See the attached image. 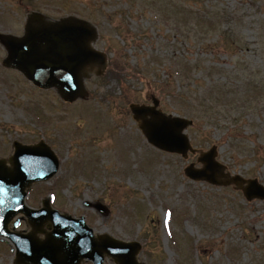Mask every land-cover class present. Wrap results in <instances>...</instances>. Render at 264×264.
<instances>
[{"label": "rangeland", "instance_id": "obj_1", "mask_svg": "<svg viewBox=\"0 0 264 264\" xmlns=\"http://www.w3.org/2000/svg\"><path fill=\"white\" fill-rule=\"evenodd\" d=\"M31 11L94 25L109 66L85 82V99L66 104L4 69L0 45V158L14 142L43 141L59 161L53 178L28 189L26 205L48 200L62 215L83 217L96 247L103 235L138 242L142 264H264V201H247L232 184L190 181L183 169L197 154L157 151L129 111L157 99L163 113L193 121L186 134L195 149L216 147L222 181L264 187V0H0V34L22 36ZM202 102L221 111L211 120ZM95 202L107 217L87 206ZM43 230L50 235L51 223ZM14 232L32 229L23 219ZM2 240L0 264H14Z\"/></svg>", "mask_w": 264, "mask_h": 264}, {"label": "water", "instance_id": "obj_2", "mask_svg": "<svg viewBox=\"0 0 264 264\" xmlns=\"http://www.w3.org/2000/svg\"><path fill=\"white\" fill-rule=\"evenodd\" d=\"M97 37L95 28L75 18L56 22L46 21L40 14L30 13L24 34L17 38L0 34V44L6 50L4 68L19 71L30 84L40 89L54 88L65 102H73L85 96L83 81L88 73L97 69L101 74L106 61L103 54L93 49ZM153 106L131 105L133 119L139 123L147 142L157 149L187 156L195 153L183 131L190 121L165 116ZM216 149L200 153L197 160L201 169L194 165L185 168V175L193 181L212 185H228L220 182L226 177L224 167L215 161ZM6 161L0 160V236L9 237L17 249V264H80L84 259L102 264L104 255L116 264H140L136 255L140 250L137 243H122L108 236L101 238L102 245L95 248L92 231L84 219L75 220L60 216L48 204L35 211L24 206L26 189L33 183L47 181L58 171V161L51 149L43 142L29 147L14 143V155ZM231 183L242 189L247 200H264V188L255 180L233 177ZM247 187H242L243 184ZM104 216L108 210L100 203L90 205ZM23 214L36 233L46 221L53 223L54 230L44 244L33 237H19L8 232L7 226L17 214ZM19 221L14 224L17 227Z\"/></svg>", "mask_w": 264, "mask_h": 264}, {"label": "trees", "instance_id": "obj_3", "mask_svg": "<svg viewBox=\"0 0 264 264\" xmlns=\"http://www.w3.org/2000/svg\"><path fill=\"white\" fill-rule=\"evenodd\" d=\"M221 96H222V99H224L225 98V94L224 93H221ZM236 100H237V97H233V99L231 100V101H229V103H231L232 105H234V104H236L237 102H236ZM202 110L204 111V113L207 111V112H209V114H210V116H209V118L212 120L215 116H217L218 114H219V108H218V106H217V108L216 107H213V106H206L205 104H204V102H202ZM221 111V110H220ZM206 114V113H205Z\"/></svg>", "mask_w": 264, "mask_h": 264}, {"label": "bare ground", "instance_id": "obj_4", "mask_svg": "<svg viewBox=\"0 0 264 264\" xmlns=\"http://www.w3.org/2000/svg\"><path fill=\"white\" fill-rule=\"evenodd\" d=\"M96 232V231H95Z\"/></svg>", "mask_w": 264, "mask_h": 264}]
</instances>
